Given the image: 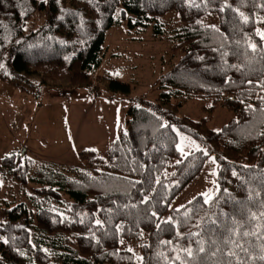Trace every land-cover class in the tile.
Instances as JSON below:
<instances>
[{"label": "trees", "instance_id": "1", "mask_svg": "<svg viewBox=\"0 0 264 264\" xmlns=\"http://www.w3.org/2000/svg\"><path fill=\"white\" fill-rule=\"evenodd\" d=\"M36 11L45 20L26 28ZM169 12L180 53L101 151L79 148V165L1 157L25 199L0 186V264H264V0H0V80L37 92L66 71L68 88L126 95L129 83L95 72L107 29L159 38ZM196 95L202 114L179 113ZM215 109L229 114L218 128ZM181 134L203 147L181 151ZM207 156L212 189L172 204Z\"/></svg>", "mask_w": 264, "mask_h": 264}, {"label": "rangeland", "instance_id": "2", "mask_svg": "<svg viewBox=\"0 0 264 264\" xmlns=\"http://www.w3.org/2000/svg\"><path fill=\"white\" fill-rule=\"evenodd\" d=\"M45 18L43 11L34 12L26 28L38 27ZM161 20L166 36L159 38L151 35L150 28L128 29L125 21L112 25L105 33V54L95 72L129 83L126 95L102 85L99 88L102 97L92 96L84 89L68 88L63 83L68 78L66 71L58 76L56 88L51 84L42 85L37 92H25L0 80V186L4 187L1 195L25 199L24 188L10 178L2 165L3 155L19 150L37 161L79 165V148L101 151L124 129L125 109L133 96L147 101L153 99L156 76L180 53V50L173 52L167 41L170 29L175 26L173 14L169 12ZM206 100L202 95L191 96L179 108V113L198 117ZM228 116L226 111L215 109L209 124L218 128ZM177 146L185 152L203 147V143L198 137L181 134ZM215 172L216 162L207 156L197 180L187 184L172 204L178 206L195 193L209 192ZM234 182L235 175L230 173L227 184Z\"/></svg>", "mask_w": 264, "mask_h": 264}, {"label": "snow or ice", "instance_id": "3", "mask_svg": "<svg viewBox=\"0 0 264 264\" xmlns=\"http://www.w3.org/2000/svg\"><path fill=\"white\" fill-rule=\"evenodd\" d=\"M262 35V38H264V34H261ZM253 47H255V46H253Z\"/></svg>", "mask_w": 264, "mask_h": 264}]
</instances>
